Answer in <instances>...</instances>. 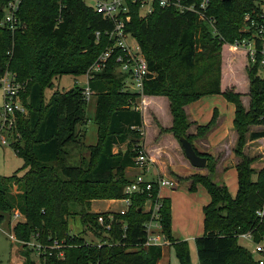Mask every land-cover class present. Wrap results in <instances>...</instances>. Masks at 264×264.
<instances>
[{
  "label": "trees",
  "instance_id": "trees-1",
  "mask_svg": "<svg viewBox=\"0 0 264 264\" xmlns=\"http://www.w3.org/2000/svg\"><path fill=\"white\" fill-rule=\"evenodd\" d=\"M8 1L0 0V77L11 71L27 82L23 97L29 108L28 115H17L21 139L13 142L26 171L0 174V222L15 209L25 216L13 227L17 240L25 243L35 236L47 245L64 240L66 245L42 254L40 264H157L163 247L144 246V224L151 213L143 207L149 191L133 195L128 212H114L112 219L111 211L93 213L90 206L96 199L125 197L124 188L132 178L127 170L135 166L138 150L144 146V116L136 105L140 97H168L172 126L162 131L172 132L181 144L182 136L192 142L207 134L217 117L215 110L208 123L198 124L196 134L190 133L193 122L185 106L206 95L222 94L235 105L238 191L233 196L224 182L214 180L215 157L194 145L207 157L210 173L194 175L190 189L202 184L211 197L203 207L204 232L195 239L198 260L199 264H259L239 242V235L251 231L255 241L264 239V219L256 214L264 202V167L256 170L255 158L244 151L248 138L264 137V128L251 130L252 125H264V75L258 63L246 66L250 103L245 106L243 93L222 89L221 50L223 44L249 36L247 13L264 21L258 5L264 0H208L206 16L215 19L216 30L200 17L202 0H181L185 6H195L184 10L155 4L152 12L144 14L140 2L129 0V10L119 17L130 16L125 30L140 46L155 75L144 82L141 92L126 89L125 77L117 70L116 51L102 71L90 77L88 85L97 96L96 144L85 141L81 127L87 118L84 88L56 89L48 101L45 89L54 76L86 73L112 45L114 20L95 11L88 0H23L16 27L10 29L1 25ZM96 31H100L99 37ZM123 144H127L125 150H115ZM151 191L156 197L159 187ZM160 213L178 264H192L189 242L172 234L170 197L162 198ZM71 214L109 235L101 242L71 235ZM101 215L104 224L98 219ZM32 250L24 245L20 264H36Z\"/></svg>",
  "mask_w": 264,
  "mask_h": 264
},
{
  "label": "rangeland",
  "instance_id": "rangeland-1",
  "mask_svg": "<svg viewBox=\"0 0 264 264\" xmlns=\"http://www.w3.org/2000/svg\"><path fill=\"white\" fill-rule=\"evenodd\" d=\"M88 2L91 4L93 3L92 0H88ZM258 5L260 7V11L262 12L258 14L259 16L262 17V20H264V2H261ZM144 13L147 12L144 11L143 14ZM258 14L255 15L258 16ZM128 42H130V44L132 45L135 44L133 38H129ZM232 44L233 43H225L222 45V50H221L222 63L224 60V64L222 65L223 67L222 87L224 91L227 89H235V91H239L243 93L242 101L245 104V106L248 107L250 103V95H249V79L247 75L246 66L250 63V61L246 55V51L244 48L240 47L234 50L231 48ZM100 71L102 70H99V72ZM88 72L89 71L83 74H79L77 76L74 74H65L62 77L54 76L52 79V83H50L45 89V99L48 101L49 97L56 89L60 91H67L72 87L80 86L83 87L84 90H86V88L89 86L88 82L90 80ZM9 73L12 72L9 71ZM260 74L264 75V68L260 70ZM23 82H24V88L22 89L21 92V101L24 103L27 109L26 112L23 114L26 116L29 113V108H28V104L25 102L26 99L23 97V94L27 91V86H26L27 82L26 81ZM144 96H142V98L140 97L138 99V102L136 103L137 107H139L140 109H142L143 107L142 99ZM158 96H162V97L161 98L156 97L150 99L149 102L150 110L147 109V107L145 109L146 130L143 127L141 131L144 133V135H145V131H147V133H146V138L144 136L143 141L146 147H151L158 161L157 163L158 168L155 166L153 168V164H152V170L153 171H155L156 169L157 171L164 170L165 173H161V175H166L176 181V186L171 189L181 190L184 189L187 185L190 186L192 184L194 175L209 174L210 169L207 166L204 168L194 167L186 157L182 145L180 144L181 145V150H180V148L178 147V145L175 144L171 136L163 135V133L166 132H163L161 127L162 128H167V127H163L161 124L166 126L172 124V114L170 110V101L168 97L164 95H158ZM216 97H224V96L222 94H219L216 95ZM86 99H87V105H86L87 118L85 124L81 125V127L82 130H85L84 131L86 134L85 141L89 144L92 143L96 144L98 141V127L94 121V116L96 112L97 96L94 92H92L90 98L86 97ZM47 101H45V103ZM3 104H4L3 88L0 86V107H2ZM222 107L226 108L224 106ZM260 127H264V125L251 126L252 129H257ZM3 132L7 138L5 142H3L2 140ZM3 132H0V174L11 175L15 171H18L20 174H23L26 171V168H23L24 159L18 154V152L15 150L13 146V142L17 143L21 139V135L17 129V126L13 133L8 129ZM170 133L172 135V132ZM197 137H194L192 141L193 143ZM126 146L127 144L116 146L115 150L116 151H119L121 149L125 150ZM224 151L225 150H223V152ZM201 152L206 153V151L204 150ZM85 153L87 152H84V154ZM262 166L263 164L258 163L257 169H260ZM127 174L129 177L134 176V174L129 173L128 170H127ZM222 174H223L222 171L217 174H214L213 175L214 180L220 183H223L225 181L224 183L228 186L230 193L235 192L236 194L238 190L236 169L230 168L223 177ZM149 175L148 177H150ZM256 178L257 175L254 174L253 179ZM122 207H124V203L120 200L116 201L113 199H106V198L96 199L92 201V204L90 206V211L93 213H99L105 211H119ZM18 211H19L18 209L13 210L11 215L9 216L7 215V218H5L4 221L0 222V264H20L23 258L21 254V250L24 249V245H27L28 248L33 249L31 256L33 260L36 262V264H40L42 260L41 259L42 250L38 251L36 247H32L27 243L18 241L16 239V236L14 235L13 227L16 225V223L25 220L24 214L22 213L21 215L18 213ZM68 220H69L68 228L71 235L84 236L86 240L89 242H101L104 238H106L109 235V233L106 231L103 230L97 231L89 223L86 222L83 223L82 219L78 214H71ZM30 241H36L34 236H32ZM239 242L250 250H252L255 246L254 241L246 239L244 237H239ZM60 244L66 245L64 243V240L60 241ZM189 247L191 253V263L199 264L195 239L190 241ZM62 254L59 253V255ZM170 254L173 264L176 263L178 258L176 256V251L173 246H170Z\"/></svg>",
  "mask_w": 264,
  "mask_h": 264
},
{
  "label": "built area",
  "instance_id": "built-area-1",
  "mask_svg": "<svg viewBox=\"0 0 264 264\" xmlns=\"http://www.w3.org/2000/svg\"><path fill=\"white\" fill-rule=\"evenodd\" d=\"M23 0H9L4 6V15L1 21V25L14 29L18 21L17 13L20 4ZM93 8L95 11L109 16L114 20V27L110 31V36L113 39L112 45H110L95 61V63L89 68V78L93 76L95 72L102 70L108 60L112 57L114 52L116 53L117 70L125 77L126 89L136 92H141L144 82L155 75L150 69L149 63L143 55L140 46L132 36H130L125 30L126 21L130 20V16L119 17L121 13H127L129 10V0H92ZM132 2H140L142 9L150 13L153 11L155 4L161 7H179L181 10L185 8L195 9L194 5L185 6L181 0H130ZM208 6V0H202L198 12L202 19H206L211 26L216 30L213 17L206 16V8ZM245 20L250 21V24L246 25V29L250 31L249 36L237 39L231 47L244 48L246 55L251 64L258 63L260 67L264 68V21L258 22L251 17L249 13L245 15ZM97 37L100 35V31H96ZM249 37V38H248ZM129 38H133L135 44L128 42ZM0 86L3 88L4 104L0 107V132L10 130L12 133L17 126L18 113L24 114L26 107L21 101V92L24 88V82L18 80L13 73L7 72L0 77ZM93 91L88 86L86 90H83L85 97L90 98ZM142 130V129H141ZM6 135L3 132L2 140L6 141ZM131 168H137L139 171L131 178V181L125 186V197L120 199L124 203L119 211H111L109 217L112 219L114 212L120 214H126L132 203V196L136 194H142L147 191L148 198L144 204V210L151 213V217L145 222V232L147 239L144 246L160 245L164 247L168 245L170 240L167 238L163 231V225L161 222L160 209L162 207V194L161 190L165 187L174 188L176 181L166 175H159L157 177H148L152 170V160L145 150L144 146L138 150V154L135 158V166ZM155 186L159 187V192L156 197L152 191ZM19 214L22 215L20 211ZM258 217L264 219V202L261 207L256 211ZM100 223L104 224L105 218L103 215L99 216ZM110 228V224L106 225ZM239 237L252 240L255 243L254 248L251 250L255 259L259 264H264V239L261 241H255L253 233L248 231L242 233ZM36 241H27L25 243L41 251V255L45 254L48 249L60 248L62 245L59 240H54L53 244H43L39 242L34 236ZM17 239V238H16Z\"/></svg>",
  "mask_w": 264,
  "mask_h": 264
},
{
  "label": "crops",
  "instance_id": "crops-1",
  "mask_svg": "<svg viewBox=\"0 0 264 264\" xmlns=\"http://www.w3.org/2000/svg\"><path fill=\"white\" fill-rule=\"evenodd\" d=\"M224 64V60H223ZM222 78H223V67H222ZM223 89V87H222ZM219 94L206 95L204 97L199 98L196 101H193L185 106L186 111L188 112L190 120L194 123L191 125L189 132L196 133L198 124H206L208 123L217 111V120L211 130L204 137H197L194 140V145L197 149L201 151H206V153L212 154L216 160V169L215 174L219 172H223L222 177L225 173L230 169H236V165L240 160V157L237 156L234 152V148L237 144L238 135L234 128V117H235V105L229 101L225 97H216ZM162 96L158 95H145L142 99V112L144 116V128L146 130V122H145V109L150 110V99ZM97 100V99H96ZM222 106L226 107L223 108ZM156 113V112H155ZM160 121V119H159ZM163 127H171L161 124ZM264 127H260L258 130ZM162 129V127H161ZM145 131V138H146ZM163 135H169L174 140L175 144L181 150V145L179 141L175 138V136L171 135L170 132L163 133ZM144 148L149 154L153 168L157 166V158L153 153L151 147H146L144 144ZM223 150H225L223 152ZM245 153L251 157L255 158L253 162V167L256 170L257 164L261 163L264 167V137L257 139L248 138L247 144L244 149ZM221 156V157H220ZM220 157V158H219ZM232 161V162H231ZM260 168V169H261ZM156 169V168H155ZM131 170V171H130ZM139 171L137 168H129L128 172L133 173L134 175ZM161 173H165V171H155L151 170L149 173L150 177L154 178ZM237 181H238V172H237ZM225 182V181H224ZM238 191V190H237ZM237 193V192H236ZM161 194L163 197H170L171 199V217H172V234L175 238L187 240L189 243L191 240L196 239L198 235L203 234L204 232V212L203 207L208 204L211 200V197L207 191V189L202 185L198 184L197 189L192 191L190 186L187 185L184 189H170L163 188L161 190ZM233 196L234 193H231ZM170 246L165 245L163 247L162 257L158 260L157 264H173L170 254ZM178 264V260L176 263Z\"/></svg>",
  "mask_w": 264,
  "mask_h": 264
},
{
  "label": "water",
  "instance_id": "water-1",
  "mask_svg": "<svg viewBox=\"0 0 264 264\" xmlns=\"http://www.w3.org/2000/svg\"><path fill=\"white\" fill-rule=\"evenodd\" d=\"M184 153L190 163L197 168H204L207 165V157L198 153L194 144L185 136L180 137Z\"/></svg>",
  "mask_w": 264,
  "mask_h": 264
}]
</instances>
